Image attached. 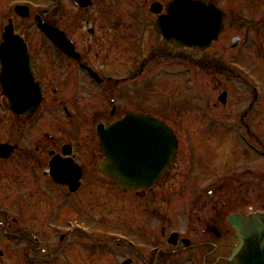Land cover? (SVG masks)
<instances>
[{"label": "flooded vegetation", "instance_id": "flooded-vegetation-1", "mask_svg": "<svg viewBox=\"0 0 264 264\" xmlns=\"http://www.w3.org/2000/svg\"><path fill=\"white\" fill-rule=\"evenodd\" d=\"M200 1L213 5L222 12L220 33L210 47L220 39L224 24L230 18L229 25L235 27V24H240L245 18L244 13L248 12L246 7L255 4L252 9H260L264 4V0H257L256 3L251 0L249 4L244 3L245 0ZM24 5V0H16L13 5L6 7L5 25L10 20L14 33L26 44L31 72L41 91L42 101L34 113L14 116L8 110L7 100L0 96V105L5 111L3 114L11 117L17 129L21 127L20 130H24V150L16 142H5L15 146L16 151L10 157L0 159V165H21L24 173L29 175L28 182L41 180L45 185H55L60 190L59 198L71 205L73 202V207L82 213L80 217L83 219L80 222L66 221L60 219L59 214L41 215L43 219L38 220L35 230L47 237L50 243L48 245L39 236L28 231L31 219L24 220L26 260L30 264H60L63 256V261L69 259L64 263L71 264L70 259L81 260L87 258L89 253L90 256L100 254L98 250L101 245L95 238L101 231L93 234L88 231L91 229L85 223L105 221L114 215L115 209L108 203L116 200L119 203V207H116L119 210L118 223L124 231H128L116 236V247L121 252L117 264H225L236 244L235 234L228 224L229 216L239 214L243 217L252 209L251 205L255 202L247 198L250 191L256 196L253 200L261 201L264 205V144L249 129V125L261 126L264 135V71L262 87L257 88L242 79V70L231 68V54H213L211 58L206 56L213 62V69H207L213 72V76L231 78L239 75L242 90L234 103L239 107L233 108L230 113L232 138L238 143L241 133L242 137H247L259 150L255 152L239 146L240 165L231 161L232 156L217 155L216 160H209L202 151L203 148L196 149L200 145L197 134H204L200 130L193 134L186 129L189 133H184L183 138L180 137L173 126V123H178L171 121L172 116L164 117L159 112L155 104V93L151 94L146 90L142 92V89H150L157 77L169 74L165 66L161 65L155 73L147 78L143 77L144 68L152 62L155 63L156 56L160 60L165 59L164 62L170 59L171 47L164 44L161 38L157 37L161 48L158 51L150 50L141 63V51L138 48L131 59L132 67L126 69L130 63L128 58L124 59L122 40L114 37L115 31L120 32V24L116 23L117 30L110 27L106 32H112L108 34L109 37L97 40L90 37L81 40L80 45L74 41L80 55V61L76 62L66 59L44 38L34 45L25 39L24 23L34 22L33 18L38 12L34 11L35 5H29L28 20H24V16H16L14 9ZM253 20L248 23L243 21L244 42L241 43V37L237 36L239 43L235 49H230L229 44L230 51H235L240 45L251 47L253 43H257V37L264 36V20ZM87 34L92 36L94 31L88 29ZM233 37L236 36L230 37L229 41ZM102 44L106 47L102 48ZM221 47L225 50V46ZM92 48L98 52L103 51L104 59L97 55L92 58L89 53ZM40 50H47L48 53H34ZM240 57L245 58V55ZM137 61L139 62L136 63ZM225 61L229 63L226 64ZM83 67L95 74L97 82ZM232 71L234 75L231 74ZM227 89L229 88L219 89L218 97L226 92L224 104L218 101L211 105L202 102L209 106V114L200 111L203 115L200 119H211L212 113V118L216 121L208 125L221 126L224 116H220V108L226 107L230 98V91ZM164 103L166 105V101ZM130 113L154 118L168 126L175 135L177 149L163 175L152 187L123 192L98 169L105 162V158L100 150L96 130L99 126L107 128ZM167 114H171V111H167ZM193 140L198 144L194 148L189 144ZM182 148H185L184 152H181ZM206 162L212 164L211 170L214 172H208ZM51 164L57 169L64 168L71 174H79V186L74 192H69L65 186H59L65 184L52 180ZM21 166L18 167L23 169ZM225 170L227 175L222 174ZM231 203L232 207L237 205L235 210H229ZM50 227L56 230V250V245L51 244L50 237L46 235V228ZM63 227L66 230L59 233ZM130 233L132 237L128 236ZM81 241L86 243L82 244ZM126 251L129 255L125 257ZM3 257L4 254L0 251V259Z\"/></svg>", "mask_w": 264, "mask_h": 264}, {"label": "rangeland", "instance_id": "rangeland-1", "mask_svg": "<svg viewBox=\"0 0 264 264\" xmlns=\"http://www.w3.org/2000/svg\"><path fill=\"white\" fill-rule=\"evenodd\" d=\"M11 1L13 0H0V23L2 19L7 16L6 5ZM24 1L34 2L36 7L38 5L39 9H35L38 13L50 11L53 7H57L58 5L55 12L48 13L49 15L46 20L49 22L53 21L57 24V26L63 29L70 38L78 43V45H80L81 40L90 37L94 40L101 37L104 38L105 36L109 37L108 34L110 35L112 32L110 31L108 34L106 32L110 27L115 28V24L119 23L120 32L115 28L117 32H114V37H118L117 39L122 40L124 59L127 60L128 58L130 63L126 69L132 67L131 59L134 57V53L138 48L141 51L139 57L140 63L147 58L150 50H159L160 44L153 30L154 17L149 14L148 8L154 1L165 4L167 0H92V7L82 12L76 10L72 5V0ZM249 1L251 0H245L244 3H248ZM256 1L257 0H255V3ZM252 7H255V4L252 5ZM252 7L250 5L246 7L248 12L244 13L245 18L243 21L248 23L254 18L253 21H260L261 18L264 20V4L260 9H257V7L256 9H252ZM238 11L240 12V9ZM230 20L231 18L224 24V30L220 39L205 51L204 54L199 52L192 53L186 50H171V53L168 51L170 53V59L166 60V62H164L165 59L160 60L159 56H156L155 63L152 62L144 68L143 77H149L151 74L155 73L161 65L165 66L169 74L168 76L163 74V76L157 77L152 86L154 89L152 87L150 89H142V92L146 90V92H150L151 94L155 93L157 97L155 104L159 112L164 117L172 116L170 118L171 121L178 123H173V126L180 137L183 138L185 135L184 133H191V131L193 134H197L199 130V132L204 134V136L197 134L199 137L198 143L200 145L196 149L200 150L203 148L202 151L208 156L209 160H216L217 155H221L222 157L232 156L231 161L240 165L239 153L241 149L239 146H247L244 144L243 139L240 141L238 140V143L233 140V131L230 127V113L233 108L239 107L238 104L234 103L237 102L236 99H238V94L242 90L238 81L239 75L231 78H226V76H213V72L207 70L213 69V62L206 56H210L211 58L213 54H231L230 64L234 65L236 63L237 66L244 71L250 70L253 83L258 87H262V75L264 71V36L261 35L260 38L257 37V43H253L248 51H242L246 45H240L235 51H230L229 38L234 35L236 37L240 36L242 43L244 42L243 36L245 35V31L242 28L243 21H241L240 24H235V27H233L229 25ZM88 29L94 31L92 36L87 34ZM24 37L32 45H34V43L39 44L43 39L33 22L24 23ZM149 46L150 48L148 49ZM221 46H225V50H223ZM105 47L106 45L102 44V48ZM247 47H245V49ZM44 52L48 53L47 50H43V52L40 50L34 53ZM89 53L92 58L93 55H97L100 59H104L103 51L98 52L97 49L92 48ZM241 55H245V58L240 57ZM224 63L228 64L229 62L225 61ZM98 64H100V62H98ZM233 67L234 66L231 68L236 70V68ZM231 74L234 75L233 71ZM221 87H228L229 89L227 90L230 91V98L227 100L228 103L226 107L220 108V116H224L221 120L222 124L229 125L226 129L221 128L219 125H208L209 120L207 118L201 120L200 117L203 118V115L200 110H197L198 107L202 105L201 101L209 105H211L212 102H217L219 89ZM164 101H166V105ZM160 109H162V111H160ZM2 111L0 105V143H7V141L16 142L19 144L20 149L24 150V130H20L21 127L17 129L16 125L11 121V117L8 114L4 115ZM167 111H171V114H167ZM202 127H204V129ZM250 128L258 140L264 144L262 127L249 125V129ZM186 129L189 132L186 131ZM184 138H186V136ZM196 143L197 142L193 140L189 144L194 148L195 145H198ZM182 146L185 147L184 145ZM184 151L185 148H182L181 152ZM226 160L230 161V159ZM205 164L209 173L214 172L211 170L213 169L211 163L206 162ZM18 166L21 165H0V251L4 254L3 259H0V264H29L27 263L24 249V235H26V233L24 234V220L31 219L29 222L31 227H29L28 231L39 236L46 245L50 244L47 237L41 232L38 233L36 231L38 220L43 219L41 215L59 214L62 220H76L78 222L83 220L80 217L82 213H80L77 208L73 207V202L71 205L59 198L60 190H58L55 185H45L41 180L35 183L28 182L29 175L24 173V168L22 166L23 169ZM9 169L11 171H9ZM223 173L225 175L228 174L227 171L222 172V174ZM205 176L207 177L206 173ZM8 182L9 184L7 185L6 183ZM254 190L259 192L255 188ZM255 197L252 191H250V194L247 196V198L252 199L251 202H255L254 205H251L253 209L262 208L264 210V205L261 201L258 202L253 200ZM236 199L240 201L239 198ZM109 204L115 209L113 212L114 215H111L105 221L94 222L93 224L84 222L86 226H89L91 229L88 230L89 232L94 234L96 231H101L95 238L96 242L101 245V248L99 246L98 250L101 255L92 254L90 256L89 253L87 258L81 260L73 258L72 261L70 259L71 264L72 262L77 264H117L120 260L121 252L116 247V239H114L113 236L115 237L117 234L123 235L125 232L128 233V231H124L118 223L117 217L119 216V210L116 207H119V203L114 200L108 203V205ZM236 206L237 205L232 207L231 203L229 210H235L234 208ZM237 211L239 210L237 209ZM29 215L32 216L26 217ZM64 230H66V228L64 229L63 227V229L59 230V233H62V231L64 232ZM55 231L53 227L46 228V235L50 237L51 244L56 245V250L57 236H54ZM105 235L107 238H105ZM128 236L132 237V234ZM15 237H17V239ZM85 243L86 242H82V244ZM87 248L89 249V247ZM127 253L128 251L125 252V257L129 255ZM60 261V264H67L64 262L69 261V259L63 261L62 256Z\"/></svg>", "mask_w": 264, "mask_h": 264}, {"label": "water", "instance_id": "water-1", "mask_svg": "<svg viewBox=\"0 0 264 264\" xmlns=\"http://www.w3.org/2000/svg\"><path fill=\"white\" fill-rule=\"evenodd\" d=\"M74 2L82 8L91 4L90 0ZM161 10L158 4L150 8L152 14H159ZM165 13L155 22L156 33L174 47L200 50L216 38L222 16L216 9L196 0H174L167 5ZM18 15L26 19L27 9H20ZM35 21L54 47L66 58L78 61L74 45L63 33L37 17ZM12 33L10 26L5 28L4 44L0 50L3 65L0 85L10 110L20 115L38 108L40 92L33 84L26 50ZM225 99L226 94L219 97L222 103ZM97 133L106 161L99 166V170L123 192L150 187L163 174L176 150L175 139L164 125L139 115H128L106 130L99 128ZM12 150L11 147L0 146V158ZM50 175L56 182L66 184L71 192L78 188L79 174L51 165ZM228 224L235 232L237 244L226 264H264V214L250 213L245 220L230 216Z\"/></svg>", "mask_w": 264, "mask_h": 264}]
</instances>
